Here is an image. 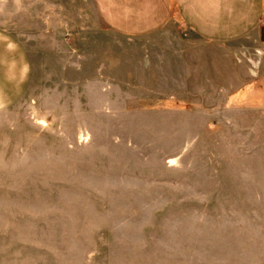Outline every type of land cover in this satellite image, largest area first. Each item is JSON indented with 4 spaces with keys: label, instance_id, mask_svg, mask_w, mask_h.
<instances>
[{
    "label": "rangeland",
    "instance_id": "374dc122",
    "mask_svg": "<svg viewBox=\"0 0 264 264\" xmlns=\"http://www.w3.org/2000/svg\"><path fill=\"white\" fill-rule=\"evenodd\" d=\"M37 36L32 29L29 96L0 109V264H264V118L262 134L244 136L254 146L242 151L247 161L220 159L234 157L232 148L175 155L150 117L161 112L157 104L135 116V102L118 100L133 96L71 88ZM221 135L228 147L236 142ZM182 175L183 253L165 237L173 213L141 226L142 240L118 236V185ZM149 194H141L144 210Z\"/></svg>",
    "mask_w": 264,
    "mask_h": 264
},
{
    "label": "crops",
    "instance_id": "0c3cea01",
    "mask_svg": "<svg viewBox=\"0 0 264 264\" xmlns=\"http://www.w3.org/2000/svg\"><path fill=\"white\" fill-rule=\"evenodd\" d=\"M34 28L64 84L95 86L107 99L113 90L133 96L118 100L135 102V116L157 104L161 112L150 117L175 155L232 148L234 157L220 152V159L247 161L242 151L254 146L244 136L263 132L264 0H0V109L29 96ZM223 133L237 135L231 147ZM146 181L118 185V236L142 240L141 226L173 213L165 237L169 250L183 253L189 178ZM142 193L151 195L147 210Z\"/></svg>",
    "mask_w": 264,
    "mask_h": 264
}]
</instances>
